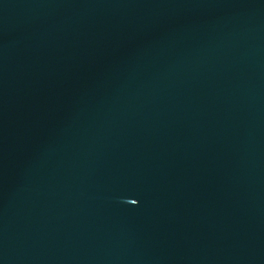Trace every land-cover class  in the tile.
Listing matches in <instances>:
<instances>
[{
	"label": "water",
	"instance_id": "obj_1",
	"mask_svg": "<svg viewBox=\"0 0 264 264\" xmlns=\"http://www.w3.org/2000/svg\"><path fill=\"white\" fill-rule=\"evenodd\" d=\"M0 264H264V0H0Z\"/></svg>",
	"mask_w": 264,
	"mask_h": 264
}]
</instances>
